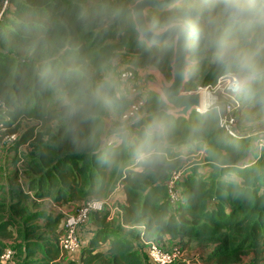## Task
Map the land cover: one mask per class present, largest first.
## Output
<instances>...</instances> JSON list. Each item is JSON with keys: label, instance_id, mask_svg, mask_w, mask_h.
Wrapping results in <instances>:
<instances>
[{"label": "trees", "instance_id": "1", "mask_svg": "<svg viewBox=\"0 0 264 264\" xmlns=\"http://www.w3.org/2000/svg\"><path fill=\"white\" fill-rule=\"evenodd\" d=\"M6 1L0 17V148L12 143L15 168L11 179L0 175V264H76L66 261L58 244L64 214L36 211L31 203L107 198L117 185L124 199L118 218L107 219L105 209L88 213L83 228L93 229L87 244H80L81 264H153L140 241L141 226L145 238L162 244L167 239L183 250L203 242L199 259L172 264H241L246 257L250 264H264V148L255 146L252 158L248 137L241 132L232 137L217 125L213 107L175 117L166 112L169 106L158 93H148L138 108L148 112L150 133L142 132L127 148L124 131L108 132L103 139L102 100L116 102L118 96L107 78L106 61L127 60L134 69L152 65L166 80L171 78L173 46L147 45L138 38L129 10L136 0H100L91 6L87 0ZM222 12L223 0H183L167 11L147 12L151 27L179 17L193 25L188 55L195 63L185 91L198 82L214 84L226 73L196 31L214 19L221 21ZM246 35L255 41L264 33L257 25ZM256 62L264 65V47ZM243 86L242 105L261 107L264 75ZM58 94L65 99L55 106ZM131 98L124 96L119 112ZM164 116L163 140L208 143L209 171L180 170L175 201L169 199L167 184L181 161L178 155L168 156L170 145L156 148L160 137L151 133ZM28 143L37 151L27 157V171L17 166L24 162L17 150ZM21 173L26 188L21 183L16 187ZM7 240L20 261L13 254L1 259Z\"/></svg>", "mask_w": 264, "mask_h": 264}, {"label": "rangeland", "instance_id": "2", "mask_svg": "<svg viewBox=\"0 0 264 264\" xmlns=\"http://www.w3.org/2000/svg\"><path fill=\"white\" fill-rule=\"evenodd\" d=\"M99 1L100 0H87L86 5L91 6L93 4L98 3ZM7 7H8L7 1L0 0V17H2L6 13ZM173 22H180V23H183L184 25L190 26L191 32H192L193 25L191 24V22L186 20L185 17L176 18L175 20L171 21V23ZM163 27L164 26L157 25L151 28L155 31H160ZM192 61L195 63L194 60ZM106 62L108 63V65H110V68L107 69V78L110 84L113 86L115 93L118 96L116 95L117 96L116 102L102 100L103 107L106 113L103 117L104 119L103 139L105 140L107 138L106 133L108 132L109 134L110 132H113L114 134V133H120V131H124L125 133L124 145L127 148L129 147V145L130 146L132 145L130 143H132L136 138L139 139L142 137V134H141L142 132L150 133L149 131L150 127L148 126V124L145 125L148 112L142 109L143 106L138 108V110L136 108L132 109L131 108L132 103L129 102L127 109L122 111V113L119 112V110L124 108V101H123L124 96L132 97L131 99H133V96H138L142 98L141 94L143 95V93L141 90L143 89V87H144L145 95H147L148 93H158L156 92L154 88L151 87V84L152 83L158 84L156 75H159L163 78L164 76L160 72L159 69H157L156 67L152 65L146 66L143 68L134 69V67L128 68L131 66L127 63V60L122 61V60H119L118 58H114ZM228 72L230 71H226V73ZM223 74H225V72H223ZM260 76H257V77H260ZM257 77H252V78L246 77L247 78L246 82H249L253 78H257ZM164 80L166 79L164 78ZM169 81L166 80V82H169ZM233 81L234 80L229 81L228 78H222L220 84L216 87H213V84L201 85L200 82H198L196 88L188 92L201 91L205 93V97L211 98L212 101L222 100L223 97L234 95V97L237 99V103H238L237 105L239 106L236 107V105L232 103L230 104V107H231L230 109H233V110H231L230 113H225V117H226L225 123L231 126L232 129L233 127H235L236 131H239L248 137L249 141L252 143L251 146L253 147L252 158L255 159L257 156V148L255 147V144H257L258 139L256 140L254 137L257 138V135L258 136H260L261 134L264 135L263 133L264 132V104L258 108H256L257 106L253 102L248 104L247 106L242 105V101H243V94L241 95V93H243V89H241L242 87L239 90H237L239 87L237 86L233 87L230 84L227 85L229 82H233ZM206 86H209V87L203 89V87H206ZM234 90H237V91H234ZM64 99L65 97L63 94H58V96L54 98L52 103L56 106ZM223 101L224 100H222V102ZM133 104H137V102H134ZM213 104H215V102ZM211 107H213L215 110L214 105H212L208 107L205 111L209 110V108ZM116 109H118V113ZM216 114L218 116L217 125L219 124L222 125L223 123L221 124L219 120L220 115H218L217 112ZM124 115H126L127 118H124ZM230 117H232L231 121H229ZM136 120L138 121V124L135 123ZM165 123L166 121H165V116H164V119H162V123L159 126L157 125L154 128L151 127L152 128L151 133H153L155 136L160 137V140L156 141L154 146L156 148L159 147L160 149H163L166 145H170V147H172V150L168 153V156L171 154L178 155V158L181 161V164H180L181 166L176 171H180V170L183 171L185 170V168L190 169L191 167H196L198 168V170L206 171L205 172L206 174L209 171V167H207L208 166L207 163L209 160V155H208L209 153L205 150V147H207L208 143L205 140H203L202 142L198 144H196L194 141L184 142L182 144L169 143L166 140H163L166 127H167V123L166 124ZM172 125L174 124L171 123V126ZM156 131H160V133L157 134ZM145 135H149V134H144V137ZM36 151H37L36 148L32 147L30 143L19 147L17 150V154L23 159L24 162L20 161L19 163H17L18 168L19 169L24 168L27 170V168H25L26 165H24V163L25 161H27V157H31L35 155ZM13 156H14V151L12 150V143H8L2 146V148H0V175H2L4 179L6 176H8L7 177L8 179H11V176L9 177V175H13V170L15 168V165L12 162ZM19 176H21L20 177L21 181L17 182L16 187H21L20 186V183H21L23 188H26L27 186L26 175H24V173H21ZM1 184L2 183H0V185ZM9 187L11 186L9 185ZM111 193L112 191L109 192V195L107 197L109 202L107 203L106 208H104L105 210H107L108 212L107 214L109 215L108 217L110 220L112 218H118V214L120 212L119 196L117 197L115 195L112 196ZM4 203H6L7 205L6 200ZM31 204H33L31 209L34 208L36 209V211H40V210L49 211L52 209L50 202L46 200L34 201ZM104 214H105V211H102L100 213L101 216ZM93 215L94 213L91 214L90 219H92ZM84 223L77 227V233L80 238H81L80 234L83 235V233L86 231V228H87V227L83 228ZM87 233H91V232L88 230ZM154 241L156 242L158 246H160L164 250H172L174 247H179L178 245H174L173 241H170L167 239H165L164 241L165 244L157 242L155 239ZM202 245H203V242H193L190 246L191 248L190 250H186V249L183 250L184 256L186 257V259L190 260L191 257H193V259H199L202 253V251H200V247ZM6 247L8 249H12V250L14 249L12 247L11 240L6 241ZM143 247H144V244H143ZM17 257L20 261L19 252H18V256L15 254V252H13V260L16 259ZM241 264H250L249 257L244 258Z\"/></svg>", "mask_w": 264, "mask_h": 264}, {"label": "clouds", "instance_id": "3", "mask_svg": "<svg viewBox=\"0 0 264 264\" xmlns=\"http://www.w3.org/2000/svg\"><path fill=\"white\" fill-rule=\"evenodd\" d=\"M222 16L223 19L219 22L212 20L210 27L196 28L200 39L212 50L216 64L240 77L264 75V65L256 62L257 53L264 47V35L255 41L246 35L254 32L257 25L260 26L261 33H264V0H223ZM169 27L174 33L169 44L177 47L182 40L187 39L183 29L187 27L191 31L188 25L179 30L174 25Z\"/></svg>", "mask_w": 264, "mask_h": 264}, {"label": "water", "instance_id": "4", "mask_svg": "<svg viewBox=\"0 0 264 264\" xmlns=\"http://www.w3.org/2000/svg\"><path fill=\"white\" fill-rule=\"evenodd\" d=\"M183 0H136L129 6L135 30L139 34V39L147 45H163L168 43L174 33L170 30V25H174L177 30L184 26L183 23L173 22L165 25L160 31L151 28L147 21L148 11L163 12L180 4ZM184 33L187 39L181 41L180 46H173V57L171 63V78L166 82L163 77L156 75L158 84L152 83L151 87L158 92L161 99L169 106L166 110L168 114L175 117L189 116L190 112L200 104L201 91L188 92L184 90V83L187 80V73L194 65L188 55L190 48L191 31L185 27ZM236 130L235 127H233Z\"/></svg>", "mask_w": 264, "mask_h": 264}, {"label": "built area", "instance_id": "5", "mask_svg": "<svg viewBox=\"0 0 264 264\" xmlns=\"http://www.w3.org/2000/svg\"><path fill=\"white\" fill-rule=\"evenodd\" d=\"M222 78H228L229 81L234 80L233 82H229L227 85L230 84L233 87H236V86L239 87L237 90H239L244 85L247 79L246 77H240L235 73L228 72V73L220 75L217 78L216 82L213 84V87L218 86ZM207 87L209 86L203 87V89ZM237 90H234V91H237ZM141 91L143 93V95L141 94V97L143 99L138 96L132 95L134 99L131 102L132 109H135V108L137 109L140 105L143 104V101L145 99V94H144L143 89ZM222 100L224 101L222 102ZM222 100L212 101L213 103L215 102V104L213 105L218 115H220L219 120L221 124L223 123L222 125L220 124L219 125L223 127L224 130L232 137H239L242 134L239 131L232 129L231 126L225 123L226 121L225 113H230L231 110H233V109H230L231 108L230 104L232 103L236 105V107L239 106L237 105L238 104L237 99L234 97V95H229L228 97H223ZM134 102H137V104H133ZM194 111L199 112V113L202 112L196 109H194ZM124 118H127V116L124 115ZM231 120H232V117L229 118V121ZM13 138L14 137L12 136L10 139H13ZM255 139L256 140L258 139V142L257 144H255V146L259 149L264 148V135L262 134L260 136L257 135V138L255 137ZM180 174H181L180 171H174L171 174V177L168 181L167 187H168V192H169V197H170L169 199L171 201H175L177 199V191L175 190V181L176 179H178ZM119 186L120 185H117L112 190V192ZM108 202H109L108 198L88 199L84 201L83 203H80L74 206L71 210L63 213L64 214L63 221H62L63 231L58 241L59 247L63 251H67V252L77 250L81 244V239L77 233V227L86 221L88 213L90 211H100L106 208ZM142 229H143V226H141L140 228V240L144 244L147 258L151 263L153 264H172L175 261L186 259V257L184 256L183 249H180L179 247H174L172 250H164L160 246H158L153 239L145 238L142 232ZM12 254L13 253L11 249H6L4 253L1 255V259L6 260L10 258Z\"/></svg>", "mask_w": 264, "mask_h": 264}, {"label": "crops", "instance_id": "6", "mask_svg": "<svg viewBox=\"0 0 264 264\" xmlns=\"http://www.w3.org/2000/svg\"><path fill=\"white\" fill-rule=\"evenodd\" d=\"M150 84V83H149ZM112 196H119V199H120V205L123 204V194H122V188L121 186H119L118 188H116L112 193H111ZM46 201H49L51 206H52V211L49 210L48 212H51L53 214L55 213H65L69 210H71L76 204L80 203L79 201H71V202H67V203H64V202H61V203H54L53 201H51L50 199H45ZM107 219H109L107 217ZM92 225H90V227H87L86 228V231L83 233V235L80 234L81 236V246H85L87 244V241H88V238H89V235H91L90 233H87V231L93 227H91ZM80 246V247H81ZM80 248L77 249V250H74V251H65L66 253V261L67 260H74L76 261V264H81L80 261H79V258H80V255H81V252H80Z\"/></svg>", "mask_w": 264, "mask_h": 264}, {"label": "bare ground", "instance_id": "7", "mask_svg": "<svg viewBox=\"0 0 264 264\" xmlns=\"http://www.w3.org/2000/svg\"><path fill=\"white\" fill-rule=\"evenodd\" d=\"M213 102L211 100V98L205 97V93H201V98H200V104L199 106L196 108V110L198 111H205L208 107L212 106ZM188 117V116H187ZM185 117V118H187Z\"/></svg>", "mask_w": 264, "mask_h": 264}]
</instances>
